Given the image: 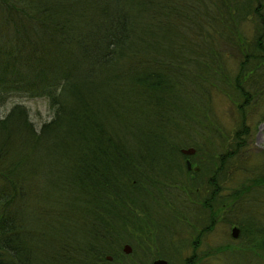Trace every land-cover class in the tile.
Listing matches in <instances>:
<instances>
[{
    "label": "trees",
    "instance_id": "trees-1",
    "mask_svg": "<svg viewBox=\"0 0 264 264\" xmlns=\"http://www.w3.org/2000/svg\"><path fill=\"white\" fill-rule=\"evenodd\" d=\"M15 96L0 264H264V0H0Z\"/></svg>",
    "mask_w": 264,
    "mask_h": 264
},
{
    "label": "rangeland",
    "instance_id": "rangeland-1",
    "mask_svg": "<svg viewBox=\"0 0 264 264\" xmlns=\"http://www.w3.org/2000/svg\"><path fill=\"white\" fill-rule=\"evenodd\" d=\"M18 103L25 104L30 109V115L32 121L35 123L38 130H40L41 125L53 119V111L50 108L49 101L46 98H21L15 96L6 106L0 108V119L4 118L10 109ZM220 115L226 116V120L232 124L233 119L230 117L228 112V105L224 102L220 106ZM252 149L255 151L264 150V123L259 126L257 133H255L254 141L252 144ZM230 235L231 230L225 229L223 227H218L215 233L208 235V240L211 243H219L225 238V234Z\"/></svg>",
    "mask_w": 264,
    "mask_h": 264
},
{
    "label": "water",
    "instance_id": "water-1",
    "mask_svg": "<svg viewBox=\"0 0 264 264\" xmlns=\"http://www.w3.org/2000/svg\"><path fill=\"white\" fill-rule=\"evenodd\" d=\"M182 153L186 156H193L196 154V150L195 148H186V149H182ZM187 166H188V169L191 170L192 169V163L190 161H187ZM240 229L238 227H234L232 228L231 230V237L233 239H237L239 238L240 236ZM133 249H132V246L127 244L125 245L124 247V252L128 255H130L132 253ZM108 260H112V257H108ZM153 264H168V261L167 260H164V259H157L153 262Z\"/></svg>",
    "mask_w": 264,
    "mask_h": 264
},
{
    "label": "flooded vegetation",
    "instance_id": "flooded-vegetation-1",
    "mask_svg": "<svg viewBox=\"0 0 264 264\" xmlns=\"http://www.w3.org/2000/svg\"><path fill=\"white\" fill-rule=\"evenodd\" d=\"M192 170H193V166H192ZM109 261H111V260H109Z\"/></svg>",
    "mask_w": 264,
    "mask_h": 264
}]
</instances>
